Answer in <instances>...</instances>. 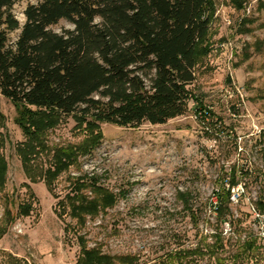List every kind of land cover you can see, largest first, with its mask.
<instances>
[{"label":"rangeland","instance_id":"rangeland-1","mask_svg":"<svg viewBox=\"0 0 264 264\" xmlns=\"http://www.w3.org/2000/svg\"><path fill=\"white\" fill-rule=\"evenodd\" d=\"M41 1L17 0L13 14L23 24L25 9ZM213 1L212 50L188 86L193 98L187 113L163 125L102 124L101 145L70 169L71 176L97 178L118 198L113 208L88 218L78 231L89 248L132 258L133 264H264V241L250 213L255 201L264 199V0H247L241 11L229 0ZM49 29L62 33L74 26L61 20ZM18 35L12 33L11 40ZM197 109L210 115L200 120ZM0 115V154L8 164L0 190V233L6 228L0 235V264H76L81 250L77 235L64 229L80 224L56 213V204L70 189L67 176L57 182L58 199L44 182L31 183L17 153L25 136L15 123L14 105L4 97ZM74 127L68 116L47 133V145L80 144L84 135ZM233 173L243 196L219 220L209 212L212 196L222 185L229 187ZM27 202L34 207L31 216L9 225L6 212L15 217ZM216 234L223 249L212 248ZM189 250L197 254L177 259L176 253Z\"/></svg>","mask_w":264,"mask_h":264},{"label":"trees","instance_id":"trees-1","mask_svg":"<svg viewBox=\"0 0 264 264\" xmlns=\"http://www.w3.org/2000/svg\"><path fill=\"white\" fill-rule=\"evenodd\" d=\"M229 2L241 11L247 0ZM16 3L0 0V98L14 105L15 123L25 136L17 146L24 173L31 183L44 182L54 199H58V180L67 176L70 189L56 204V213L80 224L76 229L71 224L64 229L65 234L74 230L77 235L81 250L76 264H133L132 258L89 248L85 236L79 234L88 218L105 214L118 198L97 178L71 176L70 169L101 145L102 124L163 125L187 113L193 98L188 86L196 79L197 66L212 50L209 34L215 2L42 0L25 9L23 24L13 14ZM61 20L74 29L62 33L49 29ZM18 31L12 41L10 35ZM203 110L197 109V115ZM202 115L200 120H206V114ZM68 116L84 139L76 146L49 147L47 133ZM7 174L8 164L0 154V190ZM235 174L227 183L229 188L222 185L218 189L219 220L230 215L231 190L239 185ZM26 187L36 201L30 186ZM254 206L264 214L263 198ZM33 209L27 202L19 205L15 217L10 211L5 216L11 225L17 218L31 216ZM214 237L212 248L223 249L221 235ZM195 254L197 250H189L176 256L186 261Z\"/></svg>","mask_w":264,"mask_h":264},{"label":"built area","instance_id":"built-area-1","mask_svg":"<svg viewBox=\"0 0 264 264\" xmlns=\"http://www.w3.org/2000/svg\"><path fill=\"white\" fill-rule=\"evenodd\" d=\"M207 112L208 111L205 109V110L201 111V113H199L198 116H201L202 114L205 116V114H206V118H208V116L210 114L208 115ZM207 131H208V129H207ZM243 192H244L243 188L239 185L237 187L233 188L231 190V194H230L231 204L238 203L243 196ZM217 193H218V190H216L212 196L210 210H209V212L214 214V215L218 214V209H219V200H218ZM250 213L252 214L254 221L257 223V228H258V232H259L257 234V236L259 237L260 240L264 241V214L260 213L256 209L255 206H251ZM227 226H229V224H227ZM227 230H230V229L228 228Z\"/></svg>","mask_w":264,"mask_h":264}]
</instances>
